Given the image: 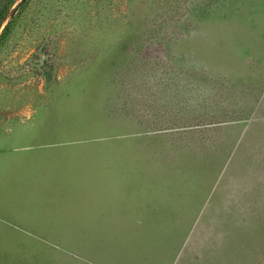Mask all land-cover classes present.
I'll return each instance as SVG.
<instances>
[{
  "label": "rangeland",
  "instance_id": "obj_1",
  "mask_svg": "<svg viewBox=\"0 0 264 264\" xmlns=\"http://www.w3.org/2000/svg\"><path fill=\"white\" fill-rule=\"evenodd\" d=\"M0 264H264V0H0Z\"/></svg>",
  "mask_w": 264,
  "mask_h": 264
}]
</instances>
